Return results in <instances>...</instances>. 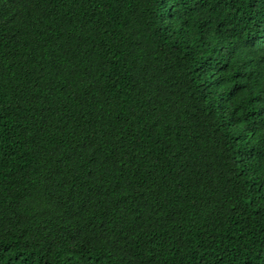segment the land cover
Wrapping results in <instances>:
<instances>
[{"label":"trees","instance_id":"1","mask_svg":"<svg viewBox=\"0 0 264 264\" xmlns=\"http://www.w3.org/2000/svg\"><path fill=\"white\" fill-rule=\"evenodd\" d=\"M0 264H264V0H0Z\"/></svg>","mask_w":264,"mask_h":264}]
</instances>
